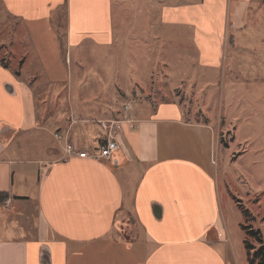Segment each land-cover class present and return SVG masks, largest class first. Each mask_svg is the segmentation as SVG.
<instances>
[{
	"label": "crops",
	"instance_id": "0c3cea01",
	"mask_svg": "<svg viewBox=\"0 0 264 264\" xmlns=\"http://www.w3.org/2000/svg\"><path fill=\"white\" fill-rule=\"evenodd\" d=\"M0 2L1 12L19 20L22 30L3 45L27 50L20 59L8 58L7 69L0 65V194L9 198L8 210L0 204V264H224L209 153L220 138L212 125L192 119L186 104L184 111L177 101L153 100L149 81L129 93L114 88L96 117L92 107L71 105L73 50L88 41L107 48L115 43L111 0ZM55 17L67 20L66 63ZM185 20L196 26L198 61L205 68L196 81L230 61L245 88L264 85V36L252 40L254 20L246 10L226 25L224 0H201ZM79 77L82 102L96 85L91 75ZM135 90L149 99L131 101L136 129L123 126L112 159L64 158L62 141L96 154L106 138L100 122L124 119L118 96ZM226 120L221 124L232 123V116Z\"/></svg>",
	"mask_w": 264,
	"mask_h": 264
},
{
	"label": "rangeland",
	"instance_id": "374dc122",
	"mask_svg": "<svg viewBox=\"0 0 264 264\" xmlns=\"http://www.w3.org/2000/svg\"><path fill=\"white\" fill-rule=\"evenodd\" d=\"M200 1L111 0L115 43L107 48L88 41L81 49L73 50L72 64H68L74 79L70 102L74 106L79 103L92 107L96 117L107 107L104 101L111 100L114 88L129 93L135 84L144 87L149 81L153 100L177 101L184 111L186 104L192 119L212 125L220 138L209 151L219 196L214 216L221 228L222 241L217 244V251L224 264H264V85L260 83L263 86L254 90L245 88L246 79L231 73L230 61L221 63L217 69L204 70L208 75L205 81L195 80L205 68L198 61L196 26L187 22L185 16L188 9ZM68 8V4L62 6L60 16H65ZM224 9L226 25L233 24L236 16L241 18V13L246 10L249 20H254L249 33L252 40H262L264 0L243 3L224 0ZM1 10L0 58L7 63L8 58H19L27 50L3 45L13 32L21 36L22 30L19 20L7 18ZM56 17L57 25L62 20L67 27L65 18L58 20ZM63 51L61 57L66 63L67 51ZM226 54L227 58L231 56L230 46L226 48ZM18 63H11V69L16 70ZM77 70L95 78L94 92L88 89L82 102L78 96L77 81L81 76ZM146 94L135 90L129 97L119 95L118 109L121 111L123 107L124 111L132 100L149 99ZM41 99L37 97V100ZM38 105L41 107L40 102ZM250 108L258 109V112L253 113ZM228 116H232V123L228 120L227 124H221V119L226 120ZM251 119L252 123L249 122ZM106 121L100 122L102 129ZM233 123L234 127L231 126ZM251 138L252 141L247 142ZM60 144L62 148L65 145L63 141ZM131 229V225L123 228L125 238Z\"/></svg>",
	"mask_w": 264,
	"mask_h": 264
},
{
	"label": "built area",
	"instance_id": "2783aa9c",
	"mask_svg": "<svg viewBox=\"0 0 264 264\" xmlns=\"http://www.w3.org/2000/svg\"><path fill=\"white\" fill-rule=\"evenodd\" d=\"M125 112V120L119 121H106L103 122V129L107 133V137L105 139V143L100 147L99 151L96 154L92 155L87 152H79L76 150L71 144L66 143L63 147L64 158L65 159H72V158H79V159H92L96 161L101 160H110L114 156L116 152L120 150V146L118 143V136L123 129V126L126 124L129 126L131 130L136 129L137 121L132 119V116H129L130 113V105H126L124 107ZM56 138L59 141L64 139L63 136L56 135ZM67 142V141H66ZM9 200L4 204L5 209H9L7 204Z\"/></svg>",
	"mask_w": 264,
	"mask_h": 264
},
{
	"label": "trees",
	"instance_id": "16d2710c",
	"mask_svg": "<svg viewBox=\"0 0 264 264\" xmlns=\"http://www.w3.org/2000/svg\"><path fill=\"white\" fill-rule=\"evenodd\" d=\"M59 20V19H58ZM53 23V27L59 37L60 43H61V51L65 52L67 51V44H66V39H67V32H66V27L63 24L62 20L59 21V24L57 25L54 21ZM0 65L7 69L8 65L5 62V59L0 60ZM9 200V198L5 195V194H0V204L1 206H3L7 201Z\"/></svg>",
	"mask_w": 264,
	"mask_h": 264
}]
</instances>
